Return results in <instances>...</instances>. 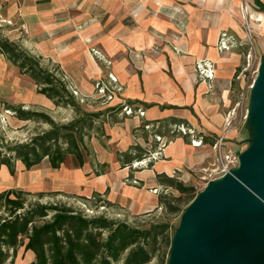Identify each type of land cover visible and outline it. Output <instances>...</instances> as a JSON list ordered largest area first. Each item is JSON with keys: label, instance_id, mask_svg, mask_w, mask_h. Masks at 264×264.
<instances>
[{"label": "crops", "instance_id": "0c3cea01", "mask_svg": "<svg viewBox=\"0 0 264 264\" xmlns=\"http://www.w3.org/2000/svg\"><path fill=\"white\" fill-rule=\"evenodd\" d=\"M259 2L9 0L1 14L11 21L18 20L14 36L22 35L25 50L40 57L42 67L58 72L66 86L77 90L76 100L93 107L82 110L105 111L121 105L133 109L131 114L118 113L115 123H104L107 143L114 146L107 149L87 145L91 154L84 164L79 167L74 159L75 165L68 172L61 170L64 161L58 169L57 184L76 186V182L85 181L86 197L98 194L111 204L110 210L116 216L130 221L158 210L162 189L158 173L177 174L179 179L188 180L190 172L212 166V146L194 145L191 139L221 134L230 138L237 133L232 121L236 117V84L242 78L236 77V71L244 59L247 42L240 19L244 14L250 17L258 47L264 46V9L260 7L264 0ZM223 33L237 44L220 49ZM200 65L212 68L213 75L201 74ZM15 82L24 83V88L10 101L34 97L32 79L0 54V84L14 87ZM105 82L116 85L117 95L110 101L97 102V83ZM111 102L116 105L110 106ZM136 109L144 114L139 115ZM228 121L234 127L227 126ZM174 122L185 123L198 137L193 133L165 135L159 139L155 153L131 168L119 166L117 150L126 151L133 144L151 148L154 129ZM102 163L108 166L96 175L94 170ZM22 256L20 246L13 261L8 258L4 264H27L33 259L31 252Z\"/></svg>", "mask_w": 264, "mask_h": 264}, {"label": "trees", "instance_id": "16d2710c", "mask_svg": "<svg viewBox=\"0 0 264 264\" xmlns=\"http://www.w3.org/2000/svg\"><path fill=\"white\" fill-rule=\"evenodd\" d=\"M256 1L260 4L259 0ZM260 7L264 9L262 4ZM0 53L20 73L34 81L38 93L52 100L56 106H72L78 114L70 122L59 124L43 111L26 109L21 104H6V109L11 110L18 120L41 121L50 127L25 142L5 145L3 149L0 147V168L5 166L9 174L13 175L16 160L29 170L46 159L50 169L57 170L68 155L74 157L81 167L85 157L91 154L86 140L94 133L109 137L103 125L105 122L115 123L117 114L123 112L124 106L105 111H84L74 102L66 84L53 71L43 68L39 60L17 42L0 38ZM180 126L190 129L183 122L158 125L153 131L154 142L151 148L133 144L126 151L117 150L116 161L120 167L131 168L135 162L156 152L161 137L190 135L180 130ZM200 137L202 143L210 145L217 139L216 136ZM105 166L108 164H100L94 173L98 175ZM156 178L159 184L172 187L182 194H189L193 190L174 176L158 173ZM27 194L29 192L15 188L0 191V264H4L8 258L12 262L20 246L23 247V255L26 252L33 255L27 264H147L156 255L159 236L168 248V262L174 232L167 234L169 224L166 222L151 223L144 228L110 219L103 213L88 216L82 210L63 204L26 205ZM37 194L41 196L44 193ZM93 196H97L101 203L111 205L98 194ZM189 196L190 202L195 195L191 193ZM162 204H165L168 212L178 209L166 196L158 195V205Z\"/></svg>", "mask_w": 264, "mask_h": 264}, {"label": "rangeland", "instance_id": "374dc122", "mask_svg": "<svg viewBox=\"0 0 264 264\" xmlns=\"http://www.w3.org/2000/svg\"><path fill=\"white\" fill-rule=\"evenodd\" d=\"M8 1L9 0H0V38H7L11 41L17 42L25 50V48L23 47V36L22 35H19V37L14 36L15 34L14 29L18 27V20L15 22V20L11 21L10 19L2 17L1 11L5 9V6L8 3ZM240 20L241 22H243L242 17ZM249 22H250V27L252 28L251 20ZM17 31L19 30L17 29ZM244 48H245V51H243L244 59L242 60L236 73L244 65L245 56L249 52L251 53V58H253V62H254L253 69H258L261 61L264 58V46L258 47V42L256 40V36L253 28H252V38L250 39V41H247L245 43ZM36 58L39 60V63L41 65L42 64L41 58L40 57L39 58L36 57ZM51 71H53L57 75V77H59L60 80H62L65 83V81L59 76L58 72L54 70ZM254 78H255V73L251 71L246 72L242 76V80L236 84V88H237L236 101H238L239 104L236 105V111H235L236 117L233 123H235L237 126V133L230 138H224V144L227 147H229V149L235 156H238L249 145V143L255 136L253 133V128L251 123L247 121L248 109L250 106V96H251L250 85L253 84ZM23 84L24 83L21 82H15L14 87H7L4 86L3 84H0V147L2 149L5 147V145L25 142L33 135L41 131L47 130L50 127L47 123L41 121L18 120L17 118H15L14 113L11 110L6 109V104H14V105L21 104L26 109L43 111L47 113L55 122L59 124H66L78 116L77 112L72 106L69 105L56 106L52 102V100L46 101L45 99H43L42 97L44 95L42 96V94L38 93L37 91L38 87L35 83H34L35 86H33V89L31 91V93L34 94V97H31L30 100H21V102L10 101L11 98L15 99L14 96L16 95V93L22 92L20 88L21 87L24 88ZM66 87L69 90L70 94L73 96L74 102L78 106H80L83 109H89V110L93 109L92 105L87 104L86 101L80 102L76 100L78 92L75 88L68 86ZM100 88L104 89L105 92L104 94L100 92L99 93L100 98L94 99L97 102L100 100L103 102L109 100L107 99L108 95H111L112 99L117 95L118 89L116 85L110 86L106 82L102 84L100 83L98 87L96 86V91H99ZM37 95H41L42 97H39ZM114 102H111L110 106L116 105ZM180 130H184L185 133L189 132L190 135H192L193 133L196 137H198V134L190 131V129H187L185 126H180ZM93 137L95 139H93ZM107 142H109V140L105 135L101 136V135H96L95 133L92 134L90 139L86 140V144L88 146L91 145L90 147L93 146L94 148H98L99 145L107 149L110 148V146L112 147V145L114 146V144H110ZM215 155L216 154L212 151V158L210 161L212 162V166L206 169L207 172H205L203 168L200 170V172L198 171L190 172L191 177L188 180L179 179L177 174H173V176L176 179L183 182V184H185L187 187L193 188V190L189 192V194L192 193V195L193 194L196 195L205 186V180H203L201 176L206 175L209 172L210 168H214L213 165H215L216 163ZM74 165H75L74 157L68 156L61 170L63 171L66 170L69 172L73 169ZM59 175H60V170L58 169L51 170L46 159H43L38 165L32 167L29 170H26L23 164L19 160H16L15 172L13 175L9 174L5 166L0 168V191L9 188L22 189L26 192H29V194L25 195L26 205L34 204V203L63 204L77 210H82L88 216H94L103 213L105 214V216H107L110 219H114L117 221H125L132 226H139L145 228L151 223L166 222L169 224V227L167 229L168 235L169 234L171 235L177 229L180 222L181 214L184 208L187 206L190 197L189 194H182L172 187L169 186L165 187L162 185V189L159 191L158 194L166 196V199L171 200L172 204L174 206H177L178 209L173 212H168L166 210L165 204H162L158 207V210L149 212V214H140L132 218L130 221H127L126 219H122V217L116 216L114 214L115 212H112L110 210L111 208L107 206L105 203H101V201H99L96 196L92 197L94 193H91L87 195L88 197H86L84 195L85 194L84 190L86 188L85 181H82L81 183L76 182V186L75 185L70 186L68 184L58 185L57 181L59 179ZM39 192H43L44 194L40 196L37 194ZM158 240L159 242L157 244L156 255L147 264H167L168 248L165 245L164 241L162 240L161 236L158 237ZM22 257H24V255ZM24 262H28V259L24 258Z\"/></svg>", "mask_w": 264, "mask_h": 264}, {"label": "water", "instance_id": "95a60500", "mask_svg": "<svg viewBox=\"0 0 264 264\" xmlns=\"http://www.w3.org/2000/svg\"><path fill=\"white\" fill-rule=\"evenodd\" d=\"M254 138L238 165L184 208L167 264H264V58L251 86Z\"/></svg>", "mask_w": 264, "mask_h": 264}, {"label": "built area", "instance_id": "2783aa9c", "mask_svg": "<svg viewBox=\"0 0 264 264\" xmlns=\"http://www.w3.org/2000/svg\"><path fill=\"white\" fill-rule=\"evenodd\" d=\"M242 19H243V22L240 21V23H241V27L243 28V31L245 33V38L247 41H250V39L252 38V28L250 27V22H249L250 17L247 16L246 14H244V15H242ZM236 44H237V42L233 41L230 36H226L225 33H223L220 36V39H219V48L220 49H228L229 47L234 46ZM253 66H254L253 58H251V53L249 52L245 56L244 65L236 73V77L242 78L244 73L250 72V71L255 73V76H256L258 69H253ZM198 69H200V73L203 75H206L208 77H211L213 75L212 68H208V66L200 65L198 67ZM109 76H110V79H112L113 81L115 80V78L112 75H109ZM98 85H100V84L98 83L97 87H98ZM251 86H252V84L250 85V87ZM98 92L99 93L102 92L104 94L105 91H104V89L100 88V90ZM107 98L109 100H111L112 96L108 95ZM238 104H239V102L237 101V105ZM123 111L125 114H131L133 112V109L129 106H124ZM136 112L139 115L144 114V111L141 109H136ZM227 126L234 127L233 124L231 125V121L227 122ZM182 131L185 132L184 130H182ZM224 138H225V135L221 134L220 136L217 137L215 143L213 145H211L212 148L214 149V153L216 154L215 155L216 156V163H215V165H213L214 168H210L209 172L206 175L201 176V178L203 180H205V186L207 185V183L210 180H214V179H218V178L222 177L225 173L229 172L230 169L235 168L238 165V156L233 155V153L231 152L229 147H227L224 144ZM191 143L194 145H199L202 143V141H201V138H198V139L192 138ZM204 171L207 172L206 169H204ZM153 191L156 192V190H153Z\"/></svg>", "mask_w": 264, "mask_h": 264}]
</instances>
